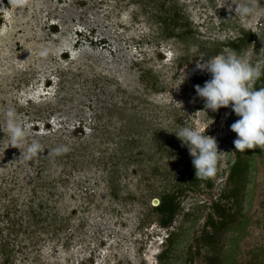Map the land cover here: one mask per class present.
I'll return each instance as SVG.
<instances>
[{"label": "rangeland", "instance_id": "obj_1", "mask_svg": "<svg viewBox=\"0 0 264 264\" xmlns=\"http://www.w3.org/2000/svg\"><path fill=\"white\" fill-rule=\"evenodd\" d=\"M245 3L254 13L235 14ZM222 4L0 0V239L26 246L9 264H159L169 231L154 208L193 159L174 133L182 126L215 138L220 153L214 187L179 196L171 264H206L201 235L236 152L230 125L239 117L231 105L205 109L194 85L210 74L194 66L199 57L232 53L260 70L264 64V0ZM246 31L254 40L235 52L228 43ZM8 110L31 126L20 149L9 145ZM33 140L45 149L26 159ZM61 146L69 150L56 155ZM255 177L237 245L241 264L264 247L262 155ZM41 204L47 231L6 229L15 220L41 226L28 220L29 207Z\"/></svg>", "mask_w": 264, "mask_h": 264}, {"label": "trees", "instance_id": "obj_2", "mask_svg": "<svg viewBox=\"0 0 264 264\" xmlns=\"http://www.w3.org/2000/svg\"><path fill=\"white\" fill-rule=\"evenodd\" d=\"M253 40V34L246 31L242 32L241 36L231 40L228 46L235 52L241 53ZM260 71L262 75L254 81V90L264 88V64ZM259 155L264 157V150L259 147L246 149L245 151L236 150L228 168L224 188L216 198H210L209 212L204 222V234L201 235V246L204 249L202 256L206 264H241L238 258L237 245L239 240L244 237L249 221L247 202H249V194L253 192V186L255 185ZM216 173L211 178H196L193 164L187 162L178 170L179 176L174 181L172 189L161 195L160 203L154 210L159 215L161 227L167 229L169 233L166 236L164 248L158 255L159 264H171L175 247L179 243V229L176 231L175 229L169 230V228L181 212L179 201L181 192L196 190L201 187L212 189ZM38 208L30 206L28 210L30 214L28 220H32L35 225L43 223L38 228H33L31 225L20 222V220L10 221L8 219L11 224L6 229L10 228L15 232L29 231V235H35L38 229H42L44 232L47 231V228L52 226V222L48 220L47 216L41 217V210L45 207L41 204ZM7 213L8 210L6 215ZM14 245L8 239H0V264H9L12 254L26 247L22 245L17 250ZM263 252L264 247H260L257 252L253 251L252 259L244 264H264L259 258ZM196 253L201 255L199 248Z\"/></svg>", "mask_w": 264, "mask_h": 264}, {"label": "clouds", "instance_id": "obj_3", "mask_svg": "<svg viewBox=\"0 0 264 264\" xmlns=\"http://www.w3.org/2000/svg\"><path fill=\"white\" fill-rule=\"evenodd\" d=\"M222 6H225V0ZM227 6L231 7L230 4ZM254 10V4L245 3L236 5L235 14L242 17L249 16L254 13ZM194 71L210 74V79L206 80L203 86L194 85L196 95L205 102V109L215 112L221 107L231 105L232 111L239 117L230 125V130L237 135L233 141L235 149L245 151L259 147L264 150V88L251 90L248 87L250 81L261 77L260 69L232 53L217 54L207 59L199 57ZM5 115L9 145L20 149L31 126L20 123L14 110H8ZM174 133L180 139L181 146H187L189 155L193 157L192 164L196 178L213 177L217 170L220 153L217 150L215 138L187 126H182ZM44 149L41 143L33 140L26 147L25 158L38 157ZM68 150L67 146H61L54 151L56 155H60Z\"/></svg>", "mask_w": 264, "mask_h": 264}, {"label": "water", "instance_id": "obj_4", "mask_svg": "<svg viewBox=\"0 0 264 264\" xmlns=\"http://www.w3.org/2000/svg\"><path fill=\"white\" fill-rule=\"evenodd\" d=\"M155 202H158V200H154Z\"/></svg>", "mask_w": 264, "mask_h": 264}]
</instances>
